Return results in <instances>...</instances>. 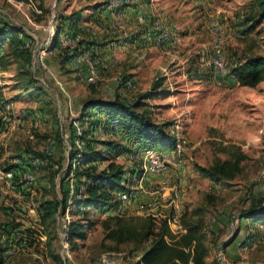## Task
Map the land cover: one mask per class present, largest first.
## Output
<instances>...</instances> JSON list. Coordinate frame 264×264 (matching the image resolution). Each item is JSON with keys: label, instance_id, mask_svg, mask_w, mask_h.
<instances>
[{"label": "rangeland", "instance_id": "374dc122", "mask_svg": "<svg viewBox=\"0 0 264 264\" xmlns=\"http://www.w3.org/2000/svg\"><path fill=\"white\" fill-rule=\"evenodd\" d=\"M88 1L94 3V0H43L46 10H40L32 2L0 0V12L29 34L24 42L34 43L37 40L34 51L31 46H27L32 52L30 64L24 65L23 59L12 53L8 42L1 50L6 59L0 65V168L12 167L21 162L19 153L26 156L28 163L20 164L22 166L15 175L17 186L24 187L20 191L9 187L6 178L0 174V224L22 222V219L25 225H34L35 234L45 231V225L40 222L37 213L40 196H60V171L66 168L68 162L64 158L61 169L57 161L52 162L46 155L56 158L63 153L67 155L72 151L71 139L79 148L84 141L80 136L82 133L87 138L98 141L112 139L120 146H124L129 138L118 137L114 132L112 134L106 120L100 115L97 124L102 122V126L96 124L97 127L95 125L90 130V121L83 119L81 114L82 103L89 98L112 99L115 95L127 103H136L135 101H141L140 95L152 87V83L149 84V89L142 88L139 84L133 88L127 85V81L133 82L130 78L132 74L127 72L129 67L124 70L118 60L117 48L109 60L103 59L100 54L95 53L94 48H90L92 58L100 61L96 65L100 74L96 83L86 82L68 64L61 66L62 52L65 49L60 52L58 45L50 49L51 39L64 15L79 9L88 17V12H84L90 6ZM211 1L207 17L217 22L218 33L211 28L208 18L203 23L200 15L185 19L180 22L181 28L173 26L172 29L158 18L152 20L154 28L155 22L159 21L170 34L161 44H154L152 40V45L160 46L168 41L177 44L179 38L188 37L191 29V36L187 40L201 38L204 46L203 49L196 48L195 52L186 57L183 73L180 68L179 72L174 73L173 79L168 82L164 79L159 87L163 89V93L142 99L140 110L149 111L155 121L167 122L166 129L169 133L180 131L191 145L181 157L186 191L181 205L183 209L201 207L204 222L207 226L212 223L210 232L207 228L209 264H222L217 260L218 249L224 253L227 264H264V223L242 217L253 198L264 197V80L255 86H243L238 84L230 72V65L244 57L264 54V19L253 29H248L249 23L245 19L251 11L250 0ZM119 8L118 6L112 10ZM50 26L53 27V33H50ZM63 26L65 31L66 25ZM89 29L90 34L93 29L97 30L96 26H89ZM65 33L75 34L73 31ZM76 34L83 37L78 30ZM216 39L221 42L224 56L229 62V72L224 75L215 74L210 62ZM98 40L99 44L96 42V46L104 44ZM171 47L177 49L173 44ZM40 54L43 58H40ZM133 60L134 58L132 62ZM175 63L176 61L169 63L168 67L176 65ZM126 79L128 80L125 81ZM38 85L42 89H37ZM229 145L238 146L246 155L241 161L239 173L224 180L222 184L215 185L197 174L195 163L207 166L215 156L226 159L229 154L222 147L229 148ZM94 146L103 147L98 142ZM156 146L166 147L162 144ZM47 147H53L52 154L45 152ZM28 148L43 152L45 157L24 150ZM125 150L129 152V149ZM116 159L126 166L137 165L131 159L128 164V159L122 155ZM96 163L101 168L106 161L99 160ZM78 165L76 158L73 175ZM27 169L35 175L34 182L30 184H24L23 174ZM166 175H171L170 182L174 180V175L170 172ZM74 206L71 211H77ZM213 214L216 218L212 221ZM72 216L75 219L77 214L73 212ZM106 216L94 210L86 213L85 221H92V227L84 241L78 240L75 245L68 241L72 256L77 260H88L102 251L116 250L124 252L127 260L134 264V256L142 247H135L132 243L116 245L105 240L101 220ZM38 224L43 228H38ZM54 225L56 227V221ZM50 234L53 252L59 257V237L57 234ZM223 242H228V245H223ZM8 245V241L0 238L1 264H60L58 258L56 261L51 258L50 262L45 257H35L33 252H40L45 256L49 251L45 243L40 247L33 239L29 247L19 251L13 258L4 260L2 256Z\"/></svg>", "mask_w": 264, "mask_h": 264}, {"label": "trees", "instance_id": "16d2710c", "mask_svg": "<svg viewBox=\"0 0 264 264\" xmlns=\"http://www.w3.org/2000/svg\"><path fill=\"white\" fill-rule=\"evenodd\" d=\"M18 1L32 2L38 9L46 10L43 0ZM249 7L251 11L245 20L249 23L248 29H253L264 19V0H250ZM62 18V23L58 25L51 39L50 49L58 45V37L64 28L63 24L69 25V28L73 29L72 31L75 34L77 33L76 24L81 19V10L72 11ZM27 36L29 34L23 27L11 22L0 12V65H3L4 59H6V55L1 53L6 42L10 45L12 53L23 59L24 65L31 63L32 52L29 47L24 45V38ZM83 41L88 46L95 43V41L84 38ZM76 54H78V51L68 54L64 50L61 66L69 63ZM230 72L239 85L255 86L261 80H264V54L256 53L244 57L242 60L230 65ZM164 79L162 76L155 78L151 89L142 93L140 95L141 101H135L136 103H127L117 95L112 99H86L81 106L82 117L90 121L89 127L92 130L99 120L98 115L100 113L118 116L124 121L126 134L151 145L162 144L170 148L173 145L174 136L166 129L168 123L155 121L150 116L149 111L146 109L140 110L143 105L142 99L152 98L163 93V89H159V87ZM36 88L42 89V86L38 85ZM80 136L84 140L83 145L78 148L75 141L71 139L72 151L68 152L67 155L63 153L58 155L57 158L56 156L46 155L52 162L57 161L61 169L64 158H67L68 162L66 168L60 171V196L43 197L42 194L37 209L40 222L46 228L42 232L47 236L45 245L49 251L48 255L55 261L58 258L60 264H63V262L60 256L57 257L53 252L50 243L52 235L50 233L57 234L54 225L55 216L58 211H64L65 209L69 177L74 160L77 158L79 161V165L75 168V175H73L74 187L76 192L81 193V196L75 200L74 207L77 211H72V213L77 214V217L72 219L65 229L67 239L71 244L75 245L78 240L84 241L92 227V221H85L87 220L86 213L89 210H94L104 214L117 203L116 193L125 188L123 180L126 169L122 163L115 160L116 156L124 151L123 146L118 145L112 139L98 141L90 137L87 138L85 133ZM97 142L101 143L103 147L96 148L94 144ZM24 150H27L26 152L33 151L32 154L45 157L43 152L34 151L30 148ZM222 150L227 151L229 154L226 159L215 156L210 165L194 164L197 174L208 179L213 185L222 184L224 180L231 179L239 173L242 167L241 161L246 156L236 145H229V148L222 147ZM18 157L21 162L13 164L12 167H6V169L13 171L15 181L17 179L16 172L18 173L19 168L22 166L20 164L28 163L26 156L22 153H19ZM99 160L106 161V164L101 168L97 167L96 161ZM76 183L78 184L76 185ZM21 188L24 187L22 185L18 187L16 183V189L20 191ZM202 211L201 207L185 208L183 210L181 220L186 230L179 236H175L170 231L165 219L161 220L157 226L153 218L147 215L108 214L101 220L103 238L112 241L116 245L132 243L135 247H142L140 260L135 264H140V262L142 264H207L206 258L209 255L208 230ZM242 214L245 219L264 223V197L253 198L249 209ZM14 224L10 222L1 223L0 229L9 232ZM165 236H168L171 240L168 241ZM223 245L227 246L228 242H223Z\"/></svg>", "mask_w": 264, "mask_h": 264}, {"label": "built area", "instance_id": "2783aa9c", "mask_svg": "<svg viewBox=\"0 0 264 264\" xmlns=\"http://www.w3.org/2000/svg\"><path fill=\"white\" fill-rule=\"evenodd\" d=\"M106 2V7L113 9L118 6H130L134 3H137V0H106ZM139 19L144 20V16H139ZM208 22L211 28L215 30V33H218L219 27L217 22L209 18ZM154 25L157 32L153 38V42L154 44H161L164 40L169 38V31L165 30L159 21H156ZM50 33H53L52 26H50ZM36 42L37 40L34 43L32 41H27L25 45L31 46L32 50L34 51L35 45L37 44ZM58 46L60 49H65L68 54H73L75 51H78V54L73 57L71 63L77 72L83 75L86 82L96 83L100 79V74L96 67L100 61L99 59L92 58L90 53L91 47L83 41V37L80 34L67 35L65 33H61L58 37ZM40 58H43L42 54H40ZM210 62L215 74L224 75L229 72V62L224 56L219 39H216ZM127 85L131 88L135 87L134 82L131 80L127 81ZM100 116L106 120V124L112 134L114 132V135L118 137H129V140L127 139L126 144L129 149L131 160L133 162H137V165H135V173L137 176H139L138 180L140 183H142L143 180L150 174L166 175L170 172L174 175V180L168 188H153L150 190V197L142 202H140L136 190L131 186L125 185V188L119 190L116 193L117 203L108 209L104 214L108 215L112 213L117 215H147L153 218L157 226L161 220L165 219L170 231L175 236H179L186 230V227L181 220L184 209L181 205V202L179 201L180 197L185 194L181 157L185 151L191 147V145H189L188 141L184 139L180 131H177L175 134H173L174 142L170 148L151 145L138 140L132 135L125 134L126 131L124 127V121L120 117L110 115L109 113H100ZM101 124L102 122L98 123L97 125L102 126ZM262 125L264 127V119ZM45 152L52 154L53 147H47ZM42 161L43 159L40 160V162ZM0 174L6 178L9 187L16 188V181L13 171L6 169V166H4L2 169L0 168ZM23 179L24 184H30L34 182L35 175L31 170L27 169L23 174ZM80 196L81 193L76 192L75 190L74 177L71 170L66 206L64 211L57 212L56 220V231L59 237L58 254L63 264H133L127 260V256L124 252L116 250L102 251L96 257L88 260H77L72 256L65 229L73 219L71 210L75 204V200ZM215 218V214H213L212 221ZM21 221L24 222L22 219ZM22 222L15 223L9 232H5L3 229H0L1 240H6L9 242V245L2 256L4 260L13 258L18 254L19 251L29 247L30 241L32 239L34 243H38L40 247L44 246L47 238L46 234L42 232L37 235L33 231L34 225H25ZM37 226H39L38 228H43V226L40 224ZM211 226L212 223L210 222V225L207 226L208 230L212 228ZM35 228L38 229L37 227ZM165 238L168 241L171 240L168 236H165ZM32 254L38 259H42L43 257H45L46 260L51 259L48 254L45 256H42L40 252H33ZM140 257L141 252H138L134 256V264L140 260ZM217 260L222 264L228 263L221 249L217 250ZM140 264L142 263L140 262Z\"/></svg>", "mask_w": 264, "mask_h": 264}, {"label": "crops", "instance_id": "0c3cea01", "mask_svg": "<svg viewBox=\"0 0 264 264\" xmlns=\"http://www.w3.org/2000/svg\"><path fill=\"white\" fill-rule=\"evenodd\" d=\"M93 2V4L90 1L87 2L90 6L84 12H88V17L83 15L81 11V19L76 24L77 30L82 33L85 39L95 41L90 47L94 48L95 53L100 54L103 59L109 60L110 56L114 54V49L117 48L119 50L118 60L124 70L129 67L127 72L132 74L130 78L135 83V87L139 84L143 86L142 88L149 89V84H153L154 79L158 76H164L165 81L168 82L173 79L174 73L179 72L180 68H182L181 72L183 73L186 57L195 52L198 47L203 49L204 41L201 38L196 39L194 37L193 41L187 40L191 36V29L188 31V37L179 38L177 44L168 41L160 46L152 45V40L156 34L152 20L158 18L171 29L173 26L181 28L180 22L199 15L203 17L204 23L209 18L207 16H209L208 8L212 6L211 0H138L137 3L130 6H121L116 10L107 8L104 0H94ZM141 15L145 17L144 20L139 19ZM89 26H96L101 34L98 35L96 29H93L90 34ZM203 27L205 26L203 25ZM229 29H232L231 26H229ZM64 30L62 33L71 32L73 29L66 25ZM98 39L104 44L96 46V42L99 44ZM171 44L175 45L177 49L171 47ZM59 50L61 52V49ZM181 56L182 58H180ZM175 61L176 65L169 68V63ZM67 64L73 67L71 61ZM67 64H64V66ZM123 148L124 151L116 158L122 155L129 160L126 161L129 164L131 158L129 152L125 150L128 149L126 142ZM115 160L117 161V159ZM124 167L126 172L123 182L125 181V185L136 190L140 202L150 197V190L153 188H168L172 183L170 182L171 175L158 177L148 175L140 183L139 176L135 173V166L124 165ZM184 198L185 194L180 197L179 201L182 202ZM140 252H142V249ZM209 259L210 257L207 256V264H209Z\"/></svg>", "mask_w": 264, "mask_h": 264}]
</instances>
